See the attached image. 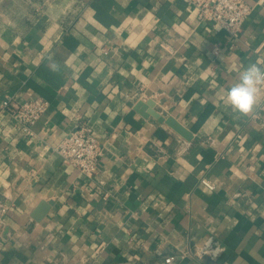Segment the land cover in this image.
Instances as JSON below:
<instances>
[{"label": "crops", "instance_id": "crops-1", "mask_svg": "<svg viewBox=\"0 0 264 264\" xmlns=\"http://www.w3.org/2000/svg\"><path fill=\"white\" fill-rule=\"evenodd\" d=\"M243 1L232 37L186 0H0V104L49 103L27 135L0 107V264H264V89L224 104L264 66V0ZM81 123L94 178L54 151Z\"/></svg>", "mask_w": 264, "mask_h": 264}, {"label": "built area", "instance_id": "built-area-1", "mask_svg": "<svg viewBox=\"0 0 264 264\" xmlns=\"http://www.w3.org/2000/svg\"><path fill=\"white\" fill-rule=\"evenodd\" d=\"M187 5L196 11L200 22H209L232 37H237L243 25L252 12L251 6L243 0H186ZM264 89V85L260 86ZM1 109L14 121L15 126L24 134H31L33 127L48 111L49 103L40 97L31 98L23 102H13L10 98L1 101ZM54 151L60 159L77 170L86 178H94L98 172V165L103 155V148L87 124H78L68 132L56 145ZM201 184L209 191L214 186L208 180H201ZM8 207L0 204V222L6 215ZM221 252L215 243L206 242L189 249V255L198 261L211 263ZM172 258L165 260L171 264Z\"/></svg>", "mask_w": 264, "mask_h": 264}, {"label": "clouds", "instance_id": "clouds-1", "mask_svg": "<svg viewBox=\"0 0 264 264\" xmlns=\"http://www.w3.org/2000/svg\"><path fill=\"white\" fill-rule=\"evenodd\" d=\"M264 85V66L251 63L239 73L238 81L226 90L224 104L240 116L252 113Z\"/></svg>", "mask_w": 264, "mask_h": 264}, {"label": "water", "instance_id": "water-1", "mask_svg": "<svg viewBox=\"0 0 264 264\" xmlns=\"http://www.w3.org/2000/svg\"><path fill=\"white\" fill-rule=\"evenodd\" d=\"M152 116H154L155 118H157V120L161 123L165 122L166 124H168L170 127H172L173 129H175L177 132H181L180 128L178 126H176L171 120H165L162 117H159L158 114H156V112L152 113Z\"/></svg>", "mask_w": 264, "mask_h": 264}]
</instances>
